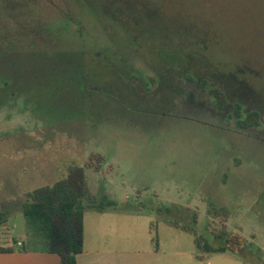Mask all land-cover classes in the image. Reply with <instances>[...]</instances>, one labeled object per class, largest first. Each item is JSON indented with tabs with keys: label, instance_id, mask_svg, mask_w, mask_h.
Instances as JSON below:
<instances>
[{
	"label": "rangeland",
	"instance_id": "rangeland-1",
	"mask_svg": "<svg viewBox=\"0 0 264 264\" xmlns=\"http://www.w3.org/2000/svg\"><path fill=\"white\" fill-rule=\"evenodd\" d=\"M113 1L0 0V45L12 51L0 54V247H42L20 205L80 166L93 194L118 203L117 250L264 264V134L230 117L248 107L242 91L264 94V0ZM180 75L196 82L190 93ZM97 213H85L89 246ZM183 227L233 252L201 254Z\"/></svg>",
	"mask_w": 264,
	"mask_h": 264
},
{
	"label": "trees",
	"instance_id": "trees-1",
	"mask_svg": "<svg viewBox=\"0 0 264 264\" xmlns=\"http://www.w3.org/2000/svg\"><path fill=\"white\" fill-rule=\"evenodd\" d=\"M3 44L0 45V54L11 53L12 51ZM211 92L220 107L227 104V97L220 89H212ZM254 116V122L250 121V123L258 124V116ZM100 160H102L101 157ZM20 207L26 222V237L42 245L37 249L24 246L20 250L56 254L60 257V264H78L77 257L84 252V219L87 207L98 213H104L109 209H116L118 203L106 195L93 194L88 188L85 169L80 166H71L67 176L54 185L27 193ZM227 213L224 207L213 206L209 211V214H214L216 217L223 216L226 222L228 221ZM8 215L4 212L0 213V221ZM196 223L197 217L195 218ZM173 226L179 227L176 224ZM182 229L196 236L195 242L201 254L233 252L228 247H211L202 237L197 236L194 227H183ZM228 237L229 233L226 230L217 235V238L221 240ZM154 242H157L156 238ZM11 252H14L11 248H0V253ZM198 258L203 259L202 255H198Z\"/></svg>",
	"mask_w": 264,
	"mask_h": 264
},
{
	"label": "crops",
	"instance_id": "crops-1",
	"mask_svg": "<svg viewBox=\"0 0 264 264\" xmlns=\"http://www.w3.org/2000/svg\"><path fill=\"white\" fill-rule=\"evenodd\" d=\"M118 208L109 209L104 213H97L96 217H92L97 224V237L95 238V245H88V227L87 216L85 215V244L84 252L77 257L78 264H174V261L164 260L161 263V256L164 252L159 246L148 252H135L134 254L126 247L118 248L114 246V223L116 220H121L117 214ZM95 216V215H93ZM113 223V224H112ZM21 243V242H20ZM22 244V243H21ZM25 244L23 243V247ZM1 248V247H0ZM4 248H11L14 252L0 253V264H60V257L56 254L35 252L29 250H20L22 247H14L13 245L4 246ZM177 259L179 254L174 255ZM199 260L204 262L205 257ZM138 259V261H137ZM232 264H247L239 260Z\"/></svg>",
	"mask_w": 264,
	"mask_h": 264
},
{
	"label": "flooded vegetation",
	"instance_id": "flooded-vegetation-1",
	"mask_svg": "<svg viewBox=\"0 0 264 264\" xmlns=\"http://www.w3.org/2000/svg\"><path fill=\"white\" fill-rule=\"evenodd\" d=\"M109 2H110V0H109ZM114 2H115V0L112 3H114ZM120 2H124V4H126L125 0L124 1L120 0ZM133 13H134V11L130 12V14H133ZM191 74H193V77L197 78V81L201 82V84L203 83L202 89L200 91L203 94H208V96H210L211 98L213 97L215 99V101H217V99L213 96V94L211 92L212 89L217 88V89H220L224 93V95H226V97H227V93L225 92V90H223L222 88H219V86L207 89L208 88V86H207L208 82L204 78L197 77L195 72H192ZM152 82H153L152 85H156V86L158 85V80L156 79V77H153ZM178 83L180 85V89L183 88L182 91L184 90V91H187L189 93L192 90H194L193 88L195 87V85H197L196 82L192 83V82L186 81L185 76H183V75H180ZM181 84H184V87H182ZM241 84H242V86H244L243 82H241ZM244 89H245V87H244ZM242 92H243L242 94L246 96V100H249L248 107L246 109H244V107L242 105L237 104L232 109V114L230 116L231 119H234V123L240 132H245V131H250V130L256 129L257 132L264 134V106H260L261 102L264 103V98H263L264 94H260L259 92H257L254 89H251L250 91H242ZM217 106L219 109L222 110L228 106V101L224 107H220L218 102H217ZM249 107H251L253 109H251ZM254 115L258 116V121H259L258 124L250 123V121L254 122V117H255Z\"/></svg>",
	"mask_w": 264,
	"mask_h": 264
},
{
	"label": "built area",
	"instance_id": "built-area-1",
	"mask_svg": "<svg viewBox=\"0 0 264 264\" xmlns=\"http://www.w3.org/2000/svg\"><path fill=\"white\" fill-rule=\"evenodd\" d=\"M19 245H21V243H19Z\"/></svg>",
	"mask_w": 264,
	"mask_h": 264
}]
</instances>
